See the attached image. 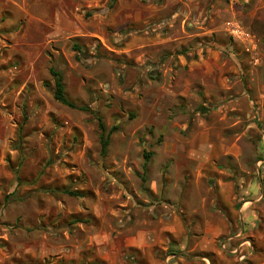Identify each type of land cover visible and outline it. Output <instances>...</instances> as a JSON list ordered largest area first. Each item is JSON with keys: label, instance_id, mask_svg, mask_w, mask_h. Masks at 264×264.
Here are the masks:
<instances>
[{"label": "rangeland", "instance_id": "obj_1", "mask_svg": "<svg viewBox=\"0 0 264 264\" xmlns=\"http://www.w3.org/2000/svg\"><path fill=\"white\" fill-rule=\"evenodd\" d=\"M257 166L264 0H0V264H238Z\"/></svg>", "mask_w": 264, "mask_h": 264}, {"label": "crops", "instance_id": "obj_2", "mask_svg": "<svg viewBox=\"0 0 264 264\" xmlns=\"http://www.w3.org/2000/svg\"><path fill=\"white\" fill-rule=\"evenodd\" d=\"M256 171V176L250 177L235 191L236 203L231 201L233 195L228 187L220 186L217 194L219 205L215 206L219 213V221L215 223L211 219H206L208 222L206 232L211 236L231 233L230 236L233 237L238 234L249 237L248 240L240 242L235 249L242 252L246 248L247 261L250 260L249 256L254 255L256 264H264V166H257Z\"/></svg>", "mask_w": 264, "mask_h": 264}, {"label": "trees", "instance_id": "obj_3", "mask_svg": "<svg viewBox=\"0 0 264 264\" xmlns=\"http://www.w3.org/2000/svg\"><path fill=\"white\" fill-rule=\"evenodd\" d=\"M78 51H81V48L78 47L76 48ZM50 73L55 77V80H54V89H53V96H54V99L69 107V108H72V109H79V110H85L86 107L85 106H79L77 105L76 103H74L73 101H71L70 99L67 98L65 92H64V85H63V82H62V77L61 75L59 74V72L53 70V69H50ZM98 120V123H99V127L101 129V135H100V145H101V155H105L106 153V150H107V146H108V141H109V135L115 130L114 127H111L108 132L105 134V127L101 121V118L98 117L97 118Z\"/></svg>", "mask_w": 264, "mask_h": 264}, {"label": "built area", "instance_id": "obj_4", "mask_svg": "<svg viewBox=\"0 0 264 264\" xmlns=\"http://www.w3.org/2000/svg\"><path fill=\"white\" fill-rule=\"evenodd\" d=\"M249 244V243H248ZM237 250L234 248L233 250H229V253H232L234 254ZM247 257H246V254H240L239 255V261H238V264H244L243 262L247 261L246 260Z\"/></svg>", "mask_w": 264, "mask_h": 264}]
</instances>
